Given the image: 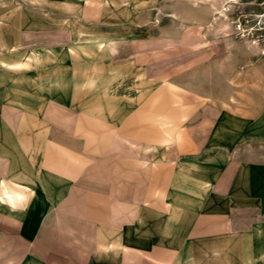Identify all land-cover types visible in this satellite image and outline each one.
Returning <instances> with one entry per match:
<instances>
[{"label":"crops","instance_id":"0c3cea01","mask_svg":"<svg viewBox=\"0 0 264 264\" xmlns=\"http://www.w3.org/2000/svg\"><path fill=\"white\" fill-rule=\"evenodd\" d=\"M158 1L0 0V264H264L262 67L154 81Z\"/></svg>","mask_w":264,"mask_h":264},{"label":"rangeland","instance_id":"374dc122","mask_svg":"<svg viewBox=\"0 0 264 264\" xmlns=\"http://www.w3.org/2000/svg\"><path fill=\"white\" fill-rule=\"evenodd\" d=\"M225 1L157 2L152 43L154 81H182L186 87L199 85L207 96L210 84L224 93L227 83L237 88L232 90V96L240 98L244 96L240 89L244 76L253 66H261L259 72L264 76V56H259L257 47L249 41L235 37L228 23L232 16L222 12Z\"/></svg>","mask_w":264,"mask_h":264},{"label":"built area","instance_id":"2783aa9c","mask_svg":"<svg viewBox=\"0 0 264 264\" xmlns=\"http://www.w3.org/2000/svg\"><path fill=\"white\" fill-rule=\"evenodd\" d=\"M224 6L235 37L249 41L264 56V0H226Z\"/></svg>","mask_w":264,"mask_h":264},{"label":"bare ground","instance_id":"6f19581e","mask_svg":"<svg viewBox=\"0 0 264 264\" xmlns=\"http://www.w3.org/2000/svg\"><path fill=\"white\" fill-rule=\"evenodd\" d=\"M229 36V35H228Z\"/></svg>","mask_w":264,"mask_h":264}]
</instances>
